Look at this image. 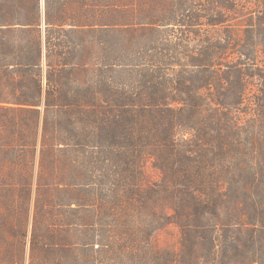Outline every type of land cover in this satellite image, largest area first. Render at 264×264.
<instances>
[{"label": "trees", "instance_id": "16d2710c", "mask_svg": "<svg viewBox=\"0 0 264 264\" xmlns=\"http://www.w3.org/2000/svg\"><path fill=\"white\" fill-rule=\"evenodd\" d=\"M7 239L11 264H264V0H0Z\"/></svg>", "mask_w": 264, "mask_h": 264}, {"label": "rangeland", "instance_id": "374dc122", "mask_svg": "<svg viewBox=\"0 0 264 264\" xmlns=\"http://www.w3.org/2000/svg\"><path fill=\"white\" fill-rule=\"evenodd\" d=\"M151 171V169H149ZM179 239V232L176 228L160 232L157 241L161 246L176 247ZM19 241H0V264H11L16 256L20 254Z\"/></svg>", "mask_w": 264, "mask_h": 264}]
</instances>
